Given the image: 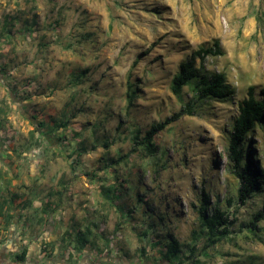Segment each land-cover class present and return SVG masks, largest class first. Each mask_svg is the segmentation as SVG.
<instances>
[{
  "label": "rangeland",
  "instance_id": "obj_1",
  "mask_svg": "<svg viewBox=\"0 0 264 264\" xmlns=\"http://www.w3.org/2000/svg\"><path fill=\"white\" fill-rule=\"evenodd\" d=\"M216 40L224 56L208 58L206 67L227 73L234 98L198 105L194 116L160 133L159 152L146 157L134 135L142 138L190 100L188 88L184 103L173 96L171 80L193 51ZM131 70L139 92L128 110ZM250 86L260 97L264 0H0V109L10 110L11 150L39 134L60 143L61 157L81 156L92 186L105 184L112 248L123 246L129 264H167L161 255L170 235L191 245L203 190L209 214L219 207L233 224L230 240L207 256L200 245L197 260L264 264V221L250 228L264 193L240 205L228 156L237 106ZM251 140L264 165V126Z\"/></svg>",
  "mask_w": 264,
  "mask_h": 264
},
{
  "label": "crops",
  "instance_id": "obj_2",
  "mask_svg": "<svg viewBox=\"0 0 264 264\" xmlns=\"http://www.w3.org/2000/svg\"><path fill=\"white\" fill-rule=\"evenodd\" d=\"M8 110L0 109V224L6 229L0 254L7 258L0 264H18L14 258L23 252L24 264H129L123 246L112 248L104 182L95 189L81 156L61 157L60 143L39 134L12 144V151Z\"/></svg>",
  "mask_w": 264,
  "mask_h": 264
},
{
  "label": "trees",
  "instance_id": "obj_3",
  "mask_svg": "<svg viewBox=\"0 0 264 264\" xmlns=\"http://www.w3.org/2000/svg\"><path fill=\"white\" fill-rule=\"evenodd\" d=\"M221 56H224V50L220 41L216 40L211 45H205L193 51L186 60L181 62L177 73L171 80L170 90L181 103H184L186 88L192 93V97L187 103H184L178 113L163 122L154 124L142 138L140 132L134 135V141L143 150L146 157L156 156L159 152L157 136L185 116H194L198 105L210 101L226 102L234 98L236 91L229 83L227 73L210 72L206 67L208 58ZM141 57L136 59L132 68L138 65ZM132 70L129 72L126 94L128 110L135 107L139 92L138 86L131 80ZM88 72V70L83 71L84 74H88ZM33 120L36 121L34 118ZM258 126H264V88L260 91V97H257L256 87L250 86L247 90V98L237 106V116L233 122L228 143V156L233 164V173L239 182L237 198L242 206L247 205L255 196L264 193V165L256 154L251 140V136ZM41 129L42 125L39 123L36 132ZM34 135L35 133H32V137ZM123 159H127V157ZM201 194L202 201L198 209L200 231H194L191 245L184 246L170 235V247L167 253L161 255L162 260H165L167 264H202V261L197 260L195 256L200 245H203L205 252L230 240L232 235L230 227L233 222L230 221L229 214L219 207L209 214L210 196L205 190ZM231 202L230 200L229 203ZM261 221H264V206L251 222V230H259L257 224ZM143 235L146 236V233ZM185 251H188L189 255ZM144 253L145 251H142V254ZM207 255L208 253H206ZM16 262L24 264L26 253L17 255Z\"/></svg>",
  "mask_w": 264,
  "mask_h": 264
},
{
  "label": "flooded vegetation",
  "instance_id": "obj_4",
  "mask_svg": "<svg viewBox=\"0 0 264 264\" xmlns=\"http://www.w3.org/2000/svg\"><path fill=\"white\" fill-rule=\"evenodd\" d=\"M4 260L7 261V258L6 259L5 258H2V254H0V262L3 263ZM14 262H16V257L14 258Z\"/></svg>",
  "mask_w": 264,
  "mask_h": 264
},
{
  "label": "built area",
  "instance_id": "obj_5",
  "mask_svg": "<svg viewBox=\"0 0 264 264\" xmlns=\"http://www.w3.org/2000/svg\"><path fill=\"white\" fill-rule=\"evenodd\" d=\"M3 230L0 229V238L2 237V234H3Z\"/></svg>",
  "mask_w": 264,
  "mask_h": 264
}]
</instances>
